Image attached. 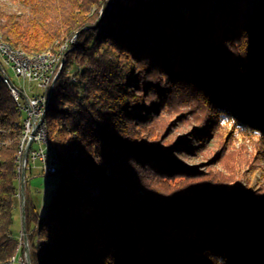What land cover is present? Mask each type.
<instances>
[{"label": "trees", "instance_id": "obj_1", "mask_svg": "<svg viewBox=\"0 0 264 264\" xmlns=\"http://www.w3.org/2000/svg\"><path fill=\"white\" fill-rule=\"evenodd\" d=\"M14 1L16 12L0 6L13 47L42 53L77 36L48 110L60 180L43 213L25 202L31 263L264 264L261 196L199 181L176 143L144 130L183 90L219 142H264V0ZM23 120L0 73V264L20 250Z\"/></svg>", "mask_w": 264, "mask_h": 264}, {"label": "rangeland", "instance_id": "obj_2", "mask_svg": "<svg viewBox=\"0 0 264 264\" xmlns=\"http://www.w3.org/2000/svg\"><path fill=\"white\" fill-rule=\"evenodd\" d=\"M0 6L9 11L16 12L18 9L14 0H0ZM100 11L102 13V10ZM73 36L57 41L56 45L73 38ZM0 61L3 62L1 58ZM7 70L17 85H24L22 80L18 79L9 68ZM26 87L31 95L33 92L40 93L35 85L30 86L28 83ZM147 92L145 94H148ZM186 94L187 92L183 90L177 92L171 101L173 107L167 108L164 112L162 109L159 110L158 117L153 119V125L145 124L144 130L147 127L150 129L152 126V131H158L159 136L168 144L176 143L177 145L172 148L174 150L172 151L173 155L186 168L188 167L189 171H186L189 172L188 174L196 175L199 181H207V185L210 186H215V180L221 179L224 184L227 182V187L231 191L239 188L245 192H252L256 197L261 196L260 205L264 207V142L259 137L250 138L239 133L231 137V132L225 140L219 142V133L222 134L223 131L220 132L218 129L217 136L211 135V130L215 131L217 128L216 121L209 123L204 107L199 106L197 101H194L197 98H189L185 101ZM52 114V111L48 112L47 120L51 118ZM150 115L146 113V115H142L143 118L141 119L145 121ZM2 134H6V131L4 130ZM210 143L211 145H209ZM0 144L3 142L0 141ZM62 166L59 164V169ZM173 168L177 172L183 166L174 164ZM73 174L75 175V173ZM59 180V173L46 176L40 168V162H29L25 172V194L20 190L17 207L14 211L12 232L16 238L20 239L23 235L22 205L25 206L26 200H32L40 213H43ZM174 182L184 181L181 178H176L172 183ZM187 182L186 185H191L193 181ZM98 191L99 189H97ZM22 246L17 253L18 262L16 264H20L26 255V247L25 245Z\"/></svg>", "mask_w": 264, "mask_h": 264}, {"label": "built area", "instance_id": "obj_3", "mask_svg": "<svg viewBox=\"0 0 264 264\" xmlns=\"http://www.w3.org/2000/svg\"><path fill=\"white\" fill-rule=\"evenodd\" d=\"M75 41H69L65 46L67 48ZM0 73H5L9 79L10 85L14 91L20 96L24 106H27L28 119L27 133H29V142L31 147L26 159H19L20 167V184L25 182V172L30 161L33 163L40 162V168L44 175L49 176L56 172V162L50 156L49 151L44 148V139L41 130V106L51 92L53 80L58 76V63L63 59V56H56L52 60L26 61L19 52L6 51L0 44ZM7 68H9L18 79L22 80L23 86L17 85L10 77ZM35 85L40 93L31 95L28 93L26 84ZM20 247L25 245L23 235L20 237ZM21 260V259H20ZM19 260V262H20ZM18 259H14V264ZM20 264H31L28 262L27 256L22 258Z\"/></svg>", "mask_w": 264, "mask_h": 264}, {"label": "bare ground", "instance_id": "obj_4", "mask_svg": "<svg viewBox=\"0 0 264 264\" xmlns=\"http://www.w3.org/2000/svg\"><path fill=\"white\" fill-rule=\"evenodd\" d=\"M76 38H77V36L74 35L73 38L68 39L62 43H59L57 45L56 49H54V50H49L46 52L35 53V54H28L21 49H17L15 47H13L11 44H9L7 41H5V39L1 35H0V44H1V47L3 49H5L6 51L19 52L21 54V56L25 58L26 61H39L42 59L52 60V59L56 58V56H63L65 53L66 44H68L69 41H76ZM63 66H64V59L60 60V62L58 63V76L55 77V79L53 80V84L51 86V92H50L49 96L46 97L44 104H42V106H41V114H42L41 115V130H42V137L44 139V148H46L49 151L50 156L53 158V161L56 162L55 174L58 172V169H59V161H58L57 155L55 153V149H54V147L50 141V138H49L47 116H48V110H49V106L51 103L54 87H55L56 81H57V79H58V77H59V75L63 69ZM1 79H2L3 83L7 86L8 90L11 94V97L13 98V100H14L15 104L17 105L19 111H21L24 115L23 131H22L21 142H20L21 151L19 152V155L17 156V161H18V165H19V159H26V157L24 156V153H25V150H26V148L28 146V142H29V133H27V122H26V120L28 119L27 106L23 105L20 96L14 91V88L10 85L9 79L5 73H1ZM2 133H4V130H2L0 128V134H2ZM18 173L20 176V167H18ZM14 259H18L17 254L10 260V262L8 264H14Z\"/></svg>", "mask_w": 264, "mask_h": 264}, {"label": "water", "instance_id": "obj_5", "mask_svg": "<svg viewBox=\"0 0 264 264\" xmlns=\"http://www.w3.org/2000/svg\"><path fill=\"white\" fill-rule=\"evenodd\" d=\"M30 147H31V143L27 146V148L25 150L24 156L26 158L28 157V153H29ZM20 188H21V192L23 194H25V182L24 181H21V187ZM23 204H24V200H23ZM22 218H23V236H24V241H25V244H26V246H25L26 247L25 248L26 249V256H27L28 262L31 263V261H30V253H29L28 236H27V230H26L25 206L24 205H22Z\"/></svg>", "mask_w": 264, "mask_h": 264}]
</instances>
